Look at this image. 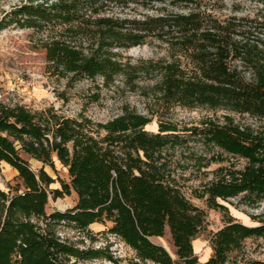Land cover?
<instances>
[{"label": "trees", "instance_id": "1", "mask_svg": "<svg viewBox=\"0 0 264 264\" xmlns=\"http://www.w3.org/2000/svg\"><path fill=\"white\" fill-rule=\"evenodd\" d=\"M238 8L233 3L226 11L224 0H19L3 12L0 27L33 29L46 70L69 84L101 78L108 86L118 77L152 74L154 96L164 106L224 112L191 125L160 120L150 131L153 111L129 106L99 121L83 111L67 115L53 105L0 100V162L19 180L12 190L0 188V264H77L104 256L62 239L57 226L88 232L107 222L104 231L143 261L197 264L192 241L206 214L185 187L200 174L211 177L191 193L205 197L224 221L208 237L204 264H264L241 254L246 239H264V213L250 215L254 224L229 213L230 206L264 201V13ZM153 42L162 56L132 62L122 55ZM30 158L42 163L37 171ZM56 162L68 180L45 170H56ZM55 181L59 186L51 187ZM49 193H73L75 203L47 212ZM166 228L174 257L151 240Z\"/></svg>", "mask_w": 264, "mask_h": 264}, {"label": "rangeland", "instance_id": "2", "mask_svg": "<svg viewBox=\"0 0 264 264\" xmlns=\"http://www.w3.org/2000/svg\"><path fill=\"white\" fill-rule=\"evenodd\" d=\"M19 0H0V20L5 10L10 9ZM226 11L235 3L238 11L243 13H264V0H224ZM38 34L31 28H20L13 25L0 27V100L12 103L25 104L32 108H42L53 105L60 112L74 115L83 111L94 120L105 121L121 113L122 107L129 106L139 112L150 114L152 120L146 129L156 131L158 122L171 121L179 126L197 123L207 116H218L224 111L211 110L206 107H185L178 104L164 106L158 102L153 93L157 75L139 74L134 80H125L118 77L108 86L103 85L101 78L94 80L80 78L69 84L66 78H58L46 70L45 51L37 43ZM163 47L157 42L143 44L123 50L124 57H130L132 62L160 57L164 54ZM94 97L96 99L94 100ZM238 117V116H236ZM243 120L252 121L244 115ZM30 166L37 171L42 163L33 158L29 159ZM217 163L211 164L206 170L213 169ZM45 170L54 178L59 176L68 180L66 169L56 162V170L45 165ZM196 172H193V175ZM190 175V171L186 172ZM192 175V174H191ZM209 175L200 174L199 178L192 177L186 181L185 193L190 200L206 214L205 228L193 239V248L198 257L197 264H204L211 253L208 237L212 231L223 225V214L220 210L208 207L205 197L198 198L191 193L192 188H198L200 179H208ZM19 182L17 171L5 162H0V188L5 191L12 190ZM55 181L51 187H58ZM75 195H64L53 198L48 195L45 206L47 212L54 209L65 210L75 203ZM236 202V199H233ZM229 213L246 224H254L250 215L264 213V201L257 207L239 204L238 208L229 207ZM110 225L101 223L91 224L89 231L76 229L60 224L57 234L68 242L81 248H99L104 256L79 260L77 264H155L143 261L136 257L135 251L126 245L119 237L104 231ZM151 240L161 244L174 257L175 248L172 244L168 228L162 236H153ZM245 257L264 260V239L248 238L243 243L241 251ZM111 256L112 258H109Z\"/></svg>", "mask_w": 264, "mask_h": 264}]
</instances>
